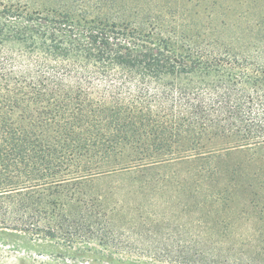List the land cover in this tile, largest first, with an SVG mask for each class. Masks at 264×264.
I'll return each mask as SVG.
<instances>
[{
  "label": "trees",
  "instance_id": "1",
  "mask_svg": "<svg viewBox=\"0 0 264 264\" xmlns=\"http://www.w3.org/2000/svg\"><path fill=\"white\" fill-rule=\"evenodd\" d=\"M81 2L118 17L0 0V264H169L116 256L120 191L202 214L172 264H264L223 220L239 192L264 224V0Z\"/></svg>",
  "mask_w": 264,
  "mask_h": 264
},
{
  "label": "rangeland",
  "instance_id": "2",
  "mask_svg": "<svg viewBox=\"0 0 264 264\" xmlns=\"http://www.w3.org/2000/svg\"><path fill=\"white\" fill-rule=\"evenodd\" d=\"M29 4L30 9L39 8L47 10L50 7L61 8L78 7L79 13L82 11H89V17H118L115 12L99 11L98 7L92 4L84 5L83 0H6ZM86 2V1H85ZM83 3V4H82ZM82 5V6H81ZM81 11V12H80ZM78 13V14H79ZM82 17L81 14H79ZM119 19V18H115ZM165 170V169H164ZM162 170V171H164ZM122 179H100L97 183L96 191H107L113 184L121 182ZM181 194V193H180ZM180 194H172L168 192H160L153 197L154 205H150L151 196L148 192L143 195H124L121 191L110 195L109 201L114 203L118 199H126L129 206L125 213L118 214L113 218L115 229L125 233L124 237H128V248L123 253H118L116 256L127 260H158L165 263H178L179 261H187L194 259L195 255L191 250V238L195 235L198 228L192 224V220L197 217H202V214L191 213L188 208H183L185 203L183 200L173 201L174 205H170L168 198L172 197L174 200L179 199ZM178 202V203H176ZM246 197L243 193H237L232 205L224 203L226 208L223 220H230L232 225L228 226L227 232L231 234L233 243L242 244L241 241L248 240L250 237L258 238L253 235L255 227L261 224L258 229L264 230V224L258 221L255 217L256 212L251 211L246 206ZM130 207V209H129ZM136 207H140L141 216L133 211ZM138 223V225H137ZM136 224L135 227H133ZM253 235V236H252ZM10 240L7 245L12 247L15 245H22L21 240L13 238L8 235ZM232 242V241H231ZM264 243V241H260ZM259 241L255 242V244ZM256 246V245H254ZM153 249V250H152ZM248 250V248L246 247ZM253 256H257L256 248ZM10 261H16V254L13 253L9 257Z\"/></svg>",
  "mask_w": 264,
  "mask_h": 264
}]
</instances>
